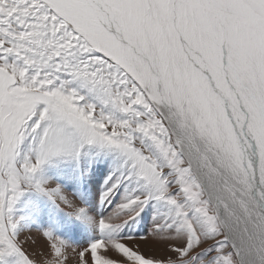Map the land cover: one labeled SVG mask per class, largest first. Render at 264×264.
Segmentation results:
<instances>
[{"label": "snow or ice", "instance_id": "1", "mask_svg": "<svg viewBox=\"0 0 264 264\" xmlns=\"http://www.w3.org/2000/svg\"><path fill=\"white\" fill-rule=\"evenodd\" d=\"M73 260L264 264V0H0V264Z\"/></svg>", "mask_w": 264, "mask_h": 264}, {"label": "rangeland", "instance_id": "2", "mask_svg": "<svg viewBox=\"0 0 264 264\" xmlns=\"http://www.w3.org/2000/svg\"><path fill=\"white\" fill-rule=\"evenodd\" d=\"M145 230L150 227V223L149 224H145ZM36 239L39 241V237L36 236ZM42 243V242H41ZM73 243L76 246H86L88 243V237L84 236V237H76L73 240ZM126 243H128L131 247H137L138 246V250L143 252L146 256H151V255H163V251L161 249H158L157 247H155L153 244L151 243H145L143 241H126ZM38 245H32V248L37 247ZM32 248H29V251L32 250ZM70 264H74V260L72 262H70Z\"/></svg>", "mask_w": 264, "mask_h": 264}]
</instances>
